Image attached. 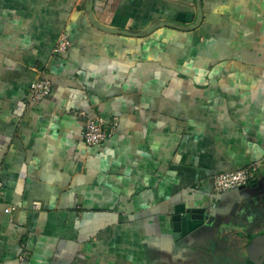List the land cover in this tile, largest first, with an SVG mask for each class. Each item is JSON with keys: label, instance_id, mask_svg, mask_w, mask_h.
<instances>
[{"label": "crops", "instance_id": "0c3cea01", "mask_svg": "<svg viewBox=\"0 0 264 264\" xmlns=\"http://www.w3.org/2000/svg\"><path fill=\"white\" fill-rule=\"evenodd\" d=\"M72 110L119 127L88 147ZM259 161L264 0H0L1 264L264 262V168L213 188ZM181 204L204 224L176 241Z\"/></svg>", "mask_w": 264, "mask_h": 264}, {"label": "built area", "instance_id": "2783aa9c", "mask_svg": "<svg viewBox=\"0 0 264 264\" xmlns=\"http://www.w3.org/2000/svg\"><path fill=\"white\" fill-rule=\"evenodd\" d=\"M70 42L67 37H63L55 45V53H64L69 49ZM52 91L51 80L43 73V76L32 83L29 87V100L34 103H39L45 100ZM70 114L88 120L82 133L84 144L88 147H97L109 139H111L118 127L119 118L114 117L110 120H105L102 117L90 118L84 111H70ZM264 166V161L252 163L239 171L217 175L213 178V188L215 195L229 193L233 190L247 188L252 185L258 178ZM34 209H40V203H34ZM16 211L14 207H9L6 212L11 214ZM25 259V256L23 257ZM1 264V263H0Z\"/></svg>", "mask_w": 264, "mask_h": 264}, {"label": "water", "instance_id": "95a60500", "mask_svg": "<svg viewBox=\"0 0 264 264\" xmlns=\"http://www.w3.org/2000/svg\"><path fill=\"white\" fill-rule=\"evenodd\" d=\"M201 0H198V3ZM90 10L92 11V4L90 5ZM195 20V15L188 13H180L176 17L177 23H187L191 24L194 28L193 22ZM171 26L175 23H169ZM204 210L203 209H187L186 205L181 204L175 207V215L173 217V230L175 232L176 241L182 236H186L189 233L195 231L197 228L204 224ZM264 246V239L262 242ZM262 259L264 257V248H261L260 254L258 255ZM257 264H264L262 260H258Z\"/></svg>", "mask_w": 264, "mask_h": 264}, {"label": "rangeland", "instance_id": "374dc122", "mask_svg": "<svg viewBox=\"0 0 264 264\" xmlns=\"http://www.w3.org/2000/svg\"><path fill=\"white\" fill-rule=\"evenodd\" d=\"M200 6H201V5H200ZM197 8H198V7H197ZM263 168H264V166H263ZM263 168H262V170H263ZM209 185H210V183L207 184V186H209ZM245 189H247V188H241L240 190L243 191V190H245ZM232 262H234V260H232ZM235 263H238V261L236 260Z\"/></svg>", "mask_w": 264, "mask_h": 264}]
</instances>
